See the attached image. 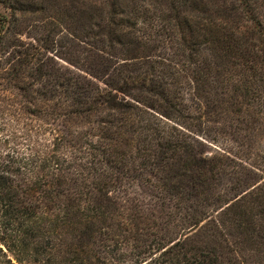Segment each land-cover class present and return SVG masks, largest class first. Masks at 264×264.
Instances as JSON below:
<instances>
[{
    "label": "trees",
    "instance_id": "1",
    "mask_svg": "<svg viewBox=\"0 0 264 264\" xmlns=\"http://www.w3.org/2000/svg\"><path fill=\"white\" fill-rule=\"evenodd\" d=\"M245 106L264 0H0V264H264V159L204 149ZM137 182L163 230L111 196Z\"/></svg>",
    "mask_w": 264,
    "mask_h": 264
},
{
    "label": "rangeland",
    "instance_id": "2",
    "mask_svg": "<svg viewBox=\"0 0 264 264\" xmlns=\"http://www.w3.org/2000/svg\"><path fill=\"white\" fill-rule=\"evenodd\" d=\"M61 62L74 70L67 62ZM209 126L208 132L203 135L207 143V147L204 148L206 149L205 156L212 158L217 164L219 159H222L226 164L237 165L238 169L241 165L239 176L245 177L246 180L251 176L250 182L252 180L250 169L259 165L264 159V110H260L257 106H245L241 111L233 112L229 109L219 115L216 120L211 121ZM218 177L220 179L217 183L222 189L235 183V177L231 176L228 171ZM145 183H134L124 189L114 191L111 196L134 226L141 225L144 229L154 231L163 230L160 214L165 216V213L157 209L153 189ZM170 227L169 238L180 236V228L173 223Z\"/></svg>",
    "mask_w": 264,
    "mask_h": 264
}]
</instances>
